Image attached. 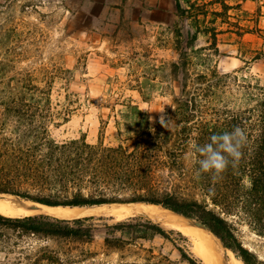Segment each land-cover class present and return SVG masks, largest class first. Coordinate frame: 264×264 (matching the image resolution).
I'll return each mask as SVG.
<instances>
[{
    "label": "trees",
    "instance_id": "trees-1",
    "mask_svg": "<svg viewBox=\"0 0 264 264\" xmlns=\"http://www.w3.org/2000/svg\"><path fill=\"white\" fill-rule=\"evenodd\" d=\"M175 2L176 14L187 19L186 10ZM199 32L174 29L178 59L169 63V76L177 92L171 94L166 119L152 126L145 111L127 102L116 121V146L99 140L96 144L84 139L61 144L50 140L49 125L66 121L72 110L52 106L48 82L39 86L32 75L23 83L22 78L14 83L6 79L11 62L5 48L0 62V88H7L0 90V194L69 208L158 206L204 225L243 264H259L241 246L224 216L241 211L248 225L264 235V84L239 71H219L212 60L219 56L217 33L203 30L210 33L209 44L195 48ZM22 88L27 91L20 92ZM140 98L149 99L141 92ZM14 115L17 120L12 124L8 116ZM21 118L25 126L18 125ZM235 126L246 132L240 161L216 177L197 175V166L187 162L190 143L202 144L211 134ZM93 220L94 216L65 220L42 214L0 215V226L24 234L90 241L95 225L85 223ZM104 228V246L110 250L119 252L157 237L178 254L171 260L156 247H140L144 264H203L190 250L187 236L147 217L134 216Z\"/></svg>",
    "mask_w": 264,
    "mask_h": 264
},
{
    "label": "rangeland",
    "instance_id": "rangeland-1",
    "mask_svg": "<svg viewBox=\"0 0 264 264\" xmlns=\"http://www.w3.org/2000/svg\"><path fill=\"white\" fill-rule=\"evenodd\" d=\"M178 1L186 10L187 19H181L173 28L129 33V40L125 33L114 34L101 46L94 34L80 30L85 18L70 0H0V62L6 56L5 48L11 62L6 79L14 83L16 78H22L23 83L32 75L39 86L48 82L52 106L72 110L66 121L56 120L49 125L50 140L58 144L80 139L96 144L99 140L103 145L116 146V121L127 102L145 111L152 126L163 122L171 94L177 92V84L169 76V63L178 59L176 28L183 33L190 30L191 34L198 28L195 48L209 44L210 33H202L203 30H215L219 56L212 60L218 70L239 71L264 84V0ZM53 36L59 39L53 40ZM96 45L100 48L94 49ZM0 90L6 92L7 88ZM140 92L149 97L147 102L140 98ZM8 117L12 124L16 123L15 115ZM18 125L25 126V119H19ZM6 198L18 204H37L0 194V199ZM162 213L172 218L171 212ZM134 216L152 217L139 213L129 218ZM94 217L85 223L95 225L90 241L36 236L0 226V264H144L140 247H156L171 260L178 258L172 246L157 237L119 252L110 250L104 246V226L118 221L108 216ZM179 217L196 227L192 220ZM224 217L241 246L264 264V235L248 225L241 211ZM152 221L175 229L156 216ZM188 239L192 251L193 241ZM221 257L225 260V256Z\"/></svg>",
    "mask_w": 264,
    "mask_h": 264
},
{
    "label": "bare ground",
    "instance_id": "bare-ground-1",
    "mask_svg": "<svg viewBox=\"0 0 264 264\" xmlns=\"http://www.w3.org/2000/svg\"><path fill=\"white\" fill-rule=\"evenodd\" d=\"M159 208L160 207L158 206L145 205L143 203L112 204L90 208H63L62 206L51 208L40 204H18L10 198L0 199V215L10 218L42 214L58 219L71 220L97 215L108 216L116 221H123L124 219L139 213L146 214V216L152 215V220L153 216H156L165 220L167 222L166 224L172 226H170L171 228L174 227L183 235L190 237L193 241L191 242L193 243L192 252L202 259L204 264H243L230 250L223 248L220 245V242L208 231L190 226L185 219L170 213L166 209ZM162 212H169L172 215V218L169 216H163ZM222 255L225 256V260H222Z\"/></svg>",
    "mask_w": 264,
    "mask_h": 264
},
{
    "label": "crops",
    "instance_id": "crops-1",
    "mask_svg": "<svg viewBox=\"0 0 264 264\" xmlns=\"http://www.w3.org/2000/svg\"><path fill=\"white\" fill-rule=\"evenodd\" d=\"M75 10L84 16L82 32L92 33L97 43L106 45L114 34L153 32L159 28H173L180 17L176 14L175 0H70ZM73 4V5H74ZM188 27V26H187ZM190 30H185L186 34ZM191 33V32H190ZM101 41V43H100ZM97 45L94 49H99Z\"/></svg>",
    "mask_w": 264,
    "mask_h": 264
},
{
    "label": "clouds",
    "instance_id": "clouds-1",
    "mask_svg": "<svg viewBox=\"0 0 264 264\" xmlns=\"http://www.w3.org/2000/svg\"><path fill=\"white\" fill-rule=\"evenodd\" d=\"M58 39V36H53V40ZM245 142L246 132L239 126L231 131L213 133L207 142L190 143L187 162L190 166H197V175L210 173L213 177L219 176L226 168L240 161Z\"/></svg>",
    "mask_w": 264,
    "mask_h": 264
},
{
    "label": "water",
    "instance_id": "water-1",
    "mask_svg": "<svg viewBox=\"0 0 264 264\" xmlns=\"http://www.w3.org/2000/svg\"><path fill=\"white\" fill-rule=\"evenodd\" d=\"M37 204H39V203H37ZM40 205H42V204H40ZM110 205H112V204H110ZM43 206H47V205H43ZM47 207H59V206H47ZM63 208H66V207H63ZM76 219V218H75ZM193 224H194V226H196V227H198V228H202V229H204V230H207L208 231V229L204 226V225H202L201 223H199V222H196V221H191ZM209 232V231H208ZM210 233V232H209ZM211 234V233H210ZM226 249V248H225ZM228 250V249H227Z\"/></svg>",
    "mask_w": 264,
    "mask_h": 264
}]
</instances>
